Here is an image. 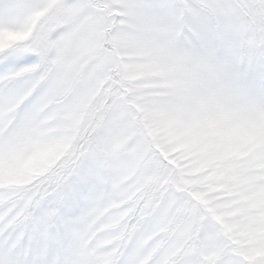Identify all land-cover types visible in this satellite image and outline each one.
<instances>
[{"label":"snow or ice","instance_id":"obj_1","mask_svg":"<svg viewBox=\"0 0 264 264\" xmlns=\"http://www.w3.org/2000/svg\"><path fill=\"white\" fill-rule=\"evenodd\" d=\"M0 264H264V0H0Z\"/></svg>","mask_w":264,"mask_h":264}]
</instances>
